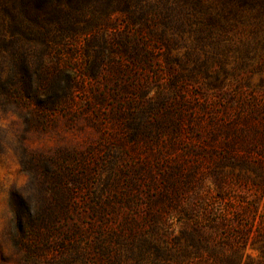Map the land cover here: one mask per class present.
Segmentation results:
<instances>
[{
	"label": "rangeland",
	"instance_id": "rangeland-1",
	"mask_svg": "<svg viewBox=\"0 0 264 264\" xmlns=\"http://www.w3.org/2000/svg\"><path fill=\"white\" fill-rule=\"evenodd\" d=\"M112 25L61 54L71 108L0 110V264H264V59L140 63Z\"/></svg>",
	"mask_w": 264,
	"mask_h": 264
},
{
	"label": "trees",
	"instance_id": "trees-1",
	"mask_svg": "<svg viewBox=\"0 0 264 264\" xmlns=\"http://www.w3.org/2000/svg\"><path fill=\"white\" fill-rule=\"evenodd\" d=\"M115 16L125 23V36L140 42V63L160 62L165 54L169 62L196 67L229 55L237 67L264 59V0H0V110L32 118L71 108L78 81L61 54L74 47L85 60L94 38L115 30ZM102 41L97 46L107 57L123 56V40L120 50ZM184 48L182 56H168ZM97 76L91 69L85 78Z\"/></svg>",
	"mask_w": 264,
	"mask_h": 264
}]
</instances>
